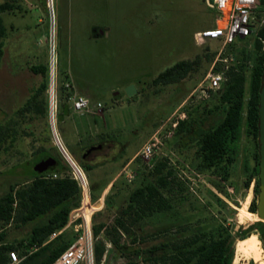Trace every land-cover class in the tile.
I'll use <instances>...</instances> for the list:
<instances>
[{
  "label": "rangeland",
  "instance_id": "obj_1",
  "mask_svg": "<svg viewBox=\"0 0 264 264\" xmlns=\"http://www.w3.org/2000/svg\"><path fill=\"white\" fill-rule=\"evenodd\" d=\"M4 1L14 2L16 7L6 9V14L0 11L5 30L0 37L3 45L0 125L11 123L14 127L0 143V197L11 184L35 174L41 148L53 151L58 148L70 175L57 145L55 126L67 149L69 144L81 145L90 138L103 143L86 160L94 168L87 170L76 158L92 185L93 199L105 200L96 222H112L128 203L133 189L154 180L149 172L156 162L162 161L166 165L163 174L168 175V184L162 192L173 208L146 219V229L158 230L160 240L174 237L169 247L171 252L196 246L203 236L194 232L199 225L215 239L236 235L240 230L244 238H234L232 264H264V248L258 232L248 234L245 228L251 223L242 225L238 221L240 210L249 198L250 211L256 193V179L245 187L246 166L249 173H256L254 169L259 162L258 140L247 133L245 120L237 161L227 179H222L213 169L201 170L194 165L195 144L179 147L175 142L179 120L202 119L205 110L218 103L219 89L208 88L207 76L212 66L215 64L227 73L229 67H238L243 62L242 49H251L254 38L229 46L222 53L218 41L199 43L195 33L210 28L217 14L204 0H53V12L47 0H0V4ZM93 26L106 27L108 36L94 38ZM198 55L200 60L187 78L166 85L152 83L159 73L178 61ZM37 64L49 67L48 87L38 100L43 111L33 108L19 114V109L45 78L30 69ZM52 68L54 105L51 106ZM131 85L136 91L129 95ZM76 92L87 94L92 107L102 103L101 109L84 114L75 112L71 101ZM66 105L68 110L62 109ZM208 116L205 127L213 122V116ZM155 138L162 144L150 166L140 158L139 151ZM40 220L21 227L0 222V231H6V240L12 242L26 236ZM137 264L147 263L140 259Z\"/></svg>",
  "mask_w": 264,
  "mask_h": 264
},
{
  "label": "trees",
  "instance_id": "obj_2",
  "mask_svg": "<svg viewBox=\"0 0 264 264\" xmlns=\"http://www.w3.org/2000/svg\"><path fill=\"white\" fill-rule=\"evenodd\" d=\"M13 3H3L0 9L12 10L16 7ZM4 33L3 20L0 17V37ZM2 47L1 43L0 57L3 53ZM242 54L243 62L238 67L229 68L228 81L218 90L217 105L205 110L206 114L202 119L188 117L179 120L175 132L177 146L187 147L193 144L197 146L194 165L201 170L213 169L222 179H227L236 164L243 120L247 133L258 140V108L264 71V26L254 38L252 48H243ZM199 60L198 55L194 59L178 61L159 73L152 83L166 85L179 82L188 77ZM30 69L45 78L33 91L25 106L19 109V114L33 108L38 112L43 111L38 100L48 87L46 78L49 77V67L46 64H37L32 65ZM63 108L68 110L69 107L66 105ZM208 115L213 116V122L205 127L203 124ZM12 127L14 125L11 123L0 125V143L6 139ZM12 138H15V134ZM97 144L103 145L101 141L96 143L95 139L90 138L81 145L69 144L68 150L87 170H90L94 167L86 160L93 151L88 155L85 152L88 147ZM55 151L41 148L35 164V174L24 181L11 184L9 190L0 197V222L6 226L21 227L41 219L31 227L26 236L12 242L6 240V231H0V264H8L9 250L18 251L19 248L22 249L20 255L23 257L19 264H52L72 243L73 238L68 230L50 238L53 232L60 230L67 223L70 211L80 204V188L76 180L66 173V166L62 162L58 148L57 150L55 148ZM46 154L55 157L57 164L42 172L38 167V161ZM256 158L259 161V152L256 153ZM165 167L162 161L154 164L149 172L154 176V180L135 187L129 195L128 203L114 216L112 222H96V214L93 224L95 264H137L140 259L147 264H232L234 238L240 237L237 231L236 235L215 239L212 233H206L208 230L199 225L194 228V232L197 231L203 236L196 242V246L171 252L169 247L174 237L160 240L158 230L151 232L146 229V219L156 214L167 213L173 208L169 198L162 192V188L168 184V175L163 174ZM246 167L245 186L248 187L252 179L257 178L258 168L254 169L256 173L253 171L249 173L248 164ZM52 173L61 175L58 178L46 177ZM258 187L257 181L256 192ZM217 198L222 202L221 198L218 196ZM250 200L249 198L247 204ZM107 205H110V201ZM258 219L255 214L252 221L239 223L243 225ZM101 233H104L103 237ZM242 252L245 253L244 250Z\"/></svg>",
  "mask_w": 264,
  "mask_h": 264
},
{
  "label": "built area",
  "instance_id": "obj_3",
  "mask_svg": "<svg viewBox=\"0 0 264 264\" xmlns=\"http://www.w3.org/2000/svg\"><path fill=\"white\" fill-rule=\"evenodd\" d=\"M51 12H53V0H47ZM212 7L217 10L214 25L210 28L195 33V38L199 43L208 41L220 42L222 51L240 41L255 38L259 30L264 26V3L263 0H209ZM54 52V45L52 44ZM54 68V53H53ZM230 68V67H229ZM209 80L208 88L220 89L228 81V73L223 69L212 66L207 76ZM52 93L51 106L53 104L54 94V71L52 73ZM72 109L80 114H84L91 109H101L102 103L98 102L93 107L91 99L83 94L75 93L71 101ZM51 118L54 120V111L51 109ZM53 131L56 136L57 145L60 148L70 169V176L76 180L80 188V204L73 208L68 216L67 223L58 231L51 234V239L58 234L71 230L74 239L70 246L52 263V264H95L93 233L94 218L105 206L104 198L93 199L92 188L88 176L75 159V157L64 146L55 126ZM148 140L140 149L139 155L144 161L152 166L157 150L160 148L161 141ZM162 144V143H161ZM60 174H47V178H58ZM9 263L19 264L23 257L17 250H9Z\"/></svg>",
  "mask_w": 264,
  "mask_h": 264
},
{
  "label": "water",
  "instance_id": "obj_4",
  "mask_svg": "<svg viewBox=\"0 0 264 264\" xmlns=\"http://www.w3.org/2000/svg\"><path fill=\"white\" fill-rule=\"evenodd\" d=\"M209 6H212V3L209 0H204ZM100 33L105 34L107 31L100 29ZM53 67V64H52ZM53 73V68L51 70V77ZM52 80V79H51ZM136 91L135 86L131 85L128 88L129 95L134 94ZM118 95V93L116 94ZM259 136H258V152H259V215L261 218H264V71L262 75V84L260 89V101H259ZM103 147L102 144L92 145L87 148L86 155L91 153L94 150L101 149ZM57 164V160L55 157L46 154L43 155L38 161V167L40 171H47L48 169L54 167ZM241 238H244L240 235Z\"/></svg>",
  "mask_w": 264,
  "mask_h": 264
},
{
  "label": "flooded vegetation",
  "instance_id": "obj_5",
  "mask_svg": "<svg viewBox=\"0 0 264 264\" xmlns=\"http://www.w3.org/2000/svg\"><path fill=\"white\" fill-rule=\"evenodd\" d=\"M210 7H212V6H210ZM258 173H259V162H258L257 178H254V180L256 179V181L259 182ZM248 187H246V188H248ZM258 194H259V187L257 188V192L255 193V196L252 199V202H251L250 207H249L251 212L248 210V206H249L250 202L248 204L246 202L243 205L242 210H240L238 221L240 223L241 222H246V221H252L254 219V217H255V214L258 216L259 219L255 220L254 222H252L245 229H247L248 234H250V233H252L254 231L258 232V234L260 236V239H261V241L263 243V248H264V218H261L260 215H259V196H258ZM237 232L239 233V235H241L240 233H242V232H240V230H237Z\"/></svg>",
  "mask_w": 264,
  "mask_h": 264
},
{
  "label": "crops",
  "instance_id": "obj_6",
  "mask_svg": "<svg viewBox=\"0 0 264 264\" xmlns=\"http://www.w3.org/2000/svg\"><path fill=\"white\" fill-rule=\"evenodd\" d=\"M18 1H19V0H18ZM3 3H7V2L4 1ZM3 3H1V4H3ZM1 4H0V5H1ZM0 11H3V14H6V11H5V10H1V9H0ZM22 13H23V14H21V15H24V12H23V11H22ZM1 14H2V13H0V17H1ZM1 18H2V17H1ZM213 25H214V22H213ZM213 25H212V26H213ZM212 26H211V27H212ZM100 29H103V30L107 31L108 33L102 34V33L99 32ZM91 34H92V36H93L94 38L105 37V36H108V34H109V30H108L106 27L93 26V27H92V32H91ZM83 95L88 96L87 94H84V93H83ZM97 145H98V144H97ZM91 188H92V185H91ZM93 193H94V192H93V188H92V194H93ZM93 197H94V195H93ZM103 197H104V196H103ZM100 198H101V197H100ZM100 198H99V199H100ZM99 199H97V200H99ZM94 200H95V199H94ZM66 231H67V230H66ZM68 231H71V230H68ZM71 232H72V231H71ZM72 235H73V233H72ZM108 246L110 247L111 245L108 244Z\"/></svg>",
  "mask_w": 264,
  "mask_h": 264
},
{
  "label": "bare ground",
  "instance_id": "obj_7",
  "mask_svg": "<svg viewBox=\"0 0 264 264\" xmlns=\"http://www.w3.org/2000/svg\"><path fill=\"white\" fill-rule=\"evenodd\" d=\"M53 105H54V100H53ZM100 211H102V210H100ZM99 213V212H98Z\"/></svg>",
  "mask_w": 264,
  "mask_h": 264
}]
</instances>
